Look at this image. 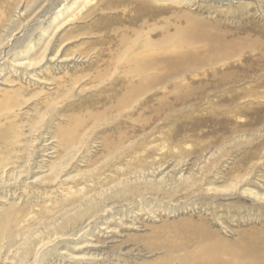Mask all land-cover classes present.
Here are the masks:
<instances>
[{
    "label": "rangeland",
    "instance_id": "1",
    "mask_svg": "<svg viewBox=\"0 0 264 264\" xmlns=\"http://www.w3.org/2000/svg\"><path fill=\"white\" fill-rule=\"evenodd\" d=\"M0 38V264L261 255L264 0H0Z\"/></svg>",
    "mask_w": 264,
    "mask_h": 264
},
{
    "label": "bare ground",
    "instance_id": "2",
    "mask_svg": "<svg viewBox=\"0 0 264 264\" xmlns=\"http://www.w3.org/2000/svg\"><path fill=\"white\" fill-rule=\"evenodd\" d=\"M14 25V24H13ZM12 26V25H11ZM6 30V29H5ZM189 31V30H188ZM2 33V32H1ZM6 39V38H5ZM195 41V40H194ZM2 42V39L0 38V43ZM178 42L180 43V44H185V45H190V41H188V40H183V38H179V40H178ZM177 42V43H178ZM151 43V42H150ZM149 44H147V45H144V46H141L140 47V49H139V51L135 54V55H140L142 52H144V53H146V50H145V47L146 46H148ZM151 45V44H150ZM161 49H163V47L161 48ZM178 49H183L182 47H178ZM192 49V48H191ZM194 51V50H193ZM174 56H168L169 58H167L166 57V59H162V61H160V62H156V63H159V66H162V68H163V70H165V75H164V77H169L168 75H172V77H173V74H176L175 75V79L174 80H176V79H180V77L182 76L183 77V73L185 74L186 72H188L189 70L190 71H193V70H195V69H191V68H193L194 66H193V64H194V62H197V60H198V57H197V54H193L192 52H190V51H180V52H177V49H175L174 51ZM142 54V57L140 58V59H137V60H135V61H132L131 60V58L129 59V63H130V65H131V67H132V71H129V72H131V74H133V78H135V76L136 77H138V82H139V85L140 86H142L143 87V85L148 81L149 82V78H148V75H149V71L151 70V69H153L154 67H153V63H151L150 61H149V59L147 58V54ZM177 53V54H176ZM134 56V55H133ZM2 59V58H1ZM1 62V61H0ZM187 62H188V64H187ZM175 65H176V67H175ZM185 65H187L186 67H184ZM28 66V65H27ZM195 68V67H194ZM181 69L182 70H184L183 72L181 71ZM133 72V73H132ZM159 79V78H158ZM129 83V87H132L133 89H137V87L139 88V86L138 85H134L133 84V82L132 81H129L128 82ZM175 83H176V81H175ZM137 84V83H136ZM128 87V89L130 90V88ZM142 89V88H141ZM138 91V90H137ZM130 94V93H129ZM183 96H188L187 94H184ZM128 98H129V96H128ZM127 98V99H128ZM188 97H186V99H187ZM177 99H179V98H177ZM124 100V99H123ZM122 101V100H121ZM124 102H126V100H124V101H122L121 103H124ZM121 103H119L117 106H119V105H122ZM167 103V102H166ZM166 105V104H165ZM168 105H169V103H168ZM126 106V105H125ZM114 109H115V107H114ZM115 110H113L112 112H114ZM118 111V110H117ZM159 111H161V110H159ZM158 114H159V112H157ZM101 114V113H100ZM97 115V114H96ZM75 120V119H74ZM76 124L78 125V126H80L81 127V122L80 121H76ZM76 127V126H75ZM84 129H86V128H84ZM76 131V130H75ZM75 131H73V130H70L69 131V133H72L71 134V137H70V141H65V143L67 144V146L68 147H70V144L71 143H73V140H75L73 137H77L78 135H76V133H75ZM75 133V134H74ZM86 134V133H85ZM1 135V134H0ZM71 138H73V139H71ZM4 139V138H3ZM77 139H78V137H77ZM62 147V146H61ZM81 152V151H80ZM85 158V157H84ZM28 159V158H27ZM68 164V163H67ZM145 168V167H144ZM5 172V171H4ZM7 172V171H6ZM8 173V172H7ZM14 175V174H13ZM1 177H2V175H0ZM17 176V175H16ZM20 176V175H19ZM11 177H13V176H11ZM20 179V178H19ZM92 191V190H91ZM102 193V192H101ZM104 193V192H103ZM102 195H104V194H102ZM104 197H105V195H104ZM91 198V197H90ZM93 198V197H92ZM95 198V197H94ZM101 199H103V198H101ZM100 199V200H101ZM85 200V199H84ZM96 200V199H95ZM99 200V199H98ZM97 200V201H98ZM104 200V199H103ZM94 201V200H93ZM95 202V201H94ZM101 203V202H100ZM107 203L105 202V205H106ZM80 205V204H79ZM13 206V205H12ZM69 208V207H68ZM81 208V207H80ZM97 208V207H96ZM106 208V207H105ZM67 209V208H66ZM101 209V208H100ZM82 209H80V211H81ZM102 210V209H101ZM5 211V210H4ZM78 211H79V209H78ZM106 211V210H105ZM11 212V211H10ZM104 212V211H103ZM3 213H5L4 215H10L9 214V209H7L5 212H3ZM69 213V212H68ZM75 216V215H74ZM84 215H81L80 216V219L83 217ZM11 217V216H10ZM64 217V216H63ZM53 220V219H52ZM76 220H78V219H76ZM68 221H71V220H69L68 219ZM66 223V222H65ZM59 225L61 226V223H59ZM71 228V227H70ZM72 230V229H71ZM69 231V230H68ZM24 233V232H23ZM57 234V233H56ZM65 234V233H64ZM27 239V238H26ZM42 241V240H41ZM13 242H14V240H13ZM13 242H10V243H13ZM256 242V241H255ZM33 243V242H32ZM14 244L15 245H18V246H20L21 244H26L25 242H18V243H13L11 246L13 247V252H14V247L15 248H21L22 249V247H18V246H14ZM35 244V243H34ZM184 244H187V243H184ZM250 244H252L251 242H250ZM253 245V244H252ZM183 246V245H182ZM205 246V245H204ZM254 246V245H253ZM34 247V246H33ZM185 247H187V246H185ZM207 247V246H206ZM219 247V246H218ZM250 247H251V245H250ZM255 248H256V246H254ZM7 248V247H6ZM179 248H181V247H179ZM252 248V247H251ZM259 248V247H258ZM175 249V248H174ZM209 249V247L208 248H204V250L206 251V250H208ZM4 250V249H3ZM20 250V249H19ZM34 250V249H33ZM36 250V249H35ZM46 250V248H44V247H42L41 249H37L35 252H34V255H35V260H39V259H41V257H44L48 252H50L51 251V249L48 251H45ZM177 250V249H176ZM200 250H201V248H200ZM221 250V249H220ZM220 250L218 249L217 251H219L220 252ZM228 250H230V249H228ZM227 250V251H228ZM6 251V250H5ZM10 251V250H9ZM22 251V250H21ZM28 251V248H27V250H26V252ZM32 251V250H31ZM204 251V252H205ZM261 251V250H260ZM8 252V251H7ZM224 252V251H223ZM222 252V253H223ZM229 252H231V251H228L227 253L229 254ZM19 254H20V252H18ZM28 253V252H27ZM189 253H191V252H189ZM202 253V252H201ZM218 253V252H217ZM234 253V252H233ZM238 253V252H237ZM259 253V252H258ZM11 254V253H10ZM17 254V253H16ZM32 254V253H31ZM203 254V253H202ZM211 254V253H210ZM214 254V253H213ZM219 254H221V253H219ZM224 254V253H223ZM236 254V253H235ZM235 254L234 255H232V253H231V255L232 256H235ZM241 254V253H240ZM252 254V253H251ZM4 255H5V253H4ZM15 255V254H14ZM201 256H203V255H201ZM201 256H198V255H194L193 254V257H192V259H197L198 261H196V262H193V263H191V264H209L208 262H204V258L203 257H201ZM209 256V255H208ZM222 256V255H221ZM220 256V257H221ZM1 257V256H0ZM5 257H6V255H5ZM17 257L19 258V259H21L20 257L21 256H19V255H17ZM209 257H211V256H209ZM175 258V257H174ZM189 258V257H188ZM212 258V257H211ZM242 256H239L238 254H237V256H236V259L238 260V261H242ZM4 259H6V258H4ZM24 259V258H23ZM173 259V258H172ZM210 259V258H209ZM219 259V258H218ZM252 259V258H251ZM8 260H10V259H8ZM232 260H234V259H232ZM244 260V259H243ZM247 260V259H246ZM12 261V260H11ZM15 261V260H14ZM23 262L25 261V260H22ZM27 261V260H26ZM26 261L24 262V263H26ZM179 262H181L180 264H189L188 262H187V259L185 258V259H179L178 260ZM178 261H177V263H178ZM190 261V260H189ZM210 261H212V260H210ZM248 261V260H247ZM250 261V260H249ZM249 261H248V263H249ZM252 264H264V248L262 249V253H261V255H257L255 258H253L252 259ZM20 262V261H19ZM29 262V261H28ZM34 262V261H33ZM32 262V263H33ZM39 262V261H38ZM173 261L171 260V258H168V260L167 261H164V262H162V263H160V264H173L172 263ZM234 262V261H233ZM233 262L232 261H230L229 259L228 260H222V261H220V262H218V264H233ZM243 262V261H242ZM245 262V261H244ZM8 263V262H7ZM23 263V264H24ZM10 264V263H9ZM19 264V263H18ZM239 264H241V263H239ZM243 264V263H242ZM247 264V263H246ZM251 264V263H250Z\"/></svg>",
    "mask_w": 264,
    "mask_h": 264
}]
</instances>
